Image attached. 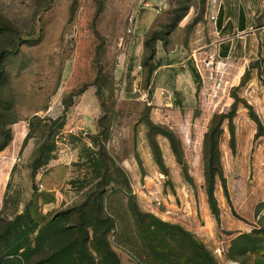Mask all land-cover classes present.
<instances>
[{
  "label": "rangeland",
  "instance_id": "obj_1",
  "mask_svg": "<svg viewBox=\"0 0 264 264\" xmlns=\"http://www.w3.org/2000/svg\"><path fill=\"white\" fill-rule=\"evenodd\" d=\"M238 3L225 0L226 6ZM206 5L0 0V264H264V207L252 206L250 191L261 185L257 196H264V157L256 160L261 168L255 174L235 168L226 175L227 190L212 191L210 209L225 237L222 259L193 232L159 221L145 193H134L124 167L139 126L148 136L169 133L153 124L152 102L141 98L149 87L140 78L154 67L148 47L144 56L137 52L141 40L168 44L184 15L202 20ZM147 15L150 26L140 27ZM259 52L264 44L254 47ZM221 61L212 82L224 96L222 108L227 113L236 103L240 109L235 125H216L208 136H239V142L261 136L264 150V72L252 62ZM198 63L208 76L214 72ZM89 93L101 111L79 129L84 116L75 106ZM203 127L180 125L174 132L199 137ZM193 146L188 150L201 162V145ZM56 167L66 172L59 203L40 193L43 176Z\"/></svg>",
  "mask_w": 264,
  "mask_h": 264
},
{
  "label": "crops",
  "instance_id": "obj_2",
  "mask_svg": "<svg viewBox=\"0 0 264 264\" xmlns=\"http://www.w3.org/2000/svg\"><path fill=\"white\" fill-rule=\"evenodd\" d=\"M238 1V5L226 6L225 0H206L202 20L193 22L188 12L168 44L157 40L152 73L140 78L151 91L143 90L141 98L148 94V101L153 105V124L169 133L148 136L143 132L144 126H139L132 153L124 159V167L133 175V191L145 193L143 201L152 208L151 213L163 223L193 232L205 249L219 259L226 245L210 209L214 199L212 191L227 190L231 179L226 175L235 174V168L244 169L243 174L249 176L252 170L255 174L261 168L256 160L264 157L263 146L259 145L261 136H254L253 141L249 136L240 142L239 136H208L216 125H235L240 109L235 103L229 112H224V96H218L215 90L212 81L221 60H243L242 65L252 62L264 72V53H254L256 45L264 44V0L259 5L256 0L252 4ZM150 21L149 15L144 16L140 27L150 26ZM188 27H191L189 32ZM176 35L182 38V43L178 37L175 39ZM145 51L143 38L137 52L144 56ZM199 61L212 65L214 72L208 76ZM100 111L96 96L89 93L81 97L75 112L84 117L77 127H87V120ZM180 125L204 126L203 136H177L174 129ZM196 143L201 145V162L198 153L197 162L195 154H191L193 150H188L190 146L195 148ZM65 173L63 168L56 167L43 176L40 193L50 202L59 203ZM262 189L261 185L254 184L250 190L256 197L252 204L256 209L264 207V196L258 197ZM54 203L46 205V211H51Z\"/></svg>",
  "mask_w": 264,
  "mask_h": 264
},
{
  "label": "trees",
  "instance_id": "obj_3",
  "mask_svg": "<svg viewBox=\"0 0 264 264\" xmlns=\"http://www.w3.org/2000/svg\"><path fill=\"white\" fill-rule=\"evenodd\" d=\"M158 39H160V38L153 39L154 43H152V41H153L152 38H149L148 41H145V47H148L149 50H150V54H149V60L150 61L154 60V56H155V53H156V42H157Z\"/></svg>",
  "mask_w": 264,
  "mask_h": 264
},
{
  "label": "built area",
  "instance_id": "obj_4",
  "mask_svg": "<svg viewBox=\"0 0 264 264\" xmlns=\"http://www.w3.org/2000/svg\"><path fill=\"white\" fill-rule=\"evenodd\" d=\"M131 22H133V18H131ZM142 100H143L144 102H147V103H148V102H149V101H148V94H146L145 96H143V97H142Z\"/></svg>",
  "mask_w": 264,
  "mask_h": 264
},
{
  "label": "water",
  "instance_id": "obj_5",
  "mask_svg": "<svg viewBox=\"0 0 264 264\" xmlns=\"http://www.w3.org/2000/svg\"><path fill=\"white\" fill-rule=\"evenodd\" d=\"M231 264H237V263H231Z\"/></svg>",
  "mask_w": 264,
  "mask_h": 264
}]
</instances>
